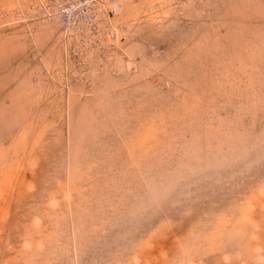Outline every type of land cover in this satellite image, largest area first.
<instances>
[{"label": "rangeland", "instance_id": "obj_1", "mask_svg": "<svg viewBox=\"0 0 264 264\" xmlns=\"http://www.w3.org/2000/svg\"><path fill=\"white\" fill-rule=\"evenodd\" d=\"M120 1L0 0V264H264V0Z\"/></svg>", "mask_w": 264, "mask_h": 264}, {"label": "built area", "instance_id": "obj_2", "mask_svg": "<svg viewBox=\"0 0 264 264\" xmlns=\"http://www.w3.org/2000/svg\"><path fill=\"white\" fill-rule=\"evenodd\" d=\"M42 3H45L44 13L69 30L74 40L81 34H99L102 28L99 19L101 10L106 12L108 18L111 16L113 19L120 15L123 8L120 0H57L50 5L46 0H42ZM126 29V25H110L102 30L111 39H133V35H126Z\"/></svg>", "mask_w": 264, "mask_h": 264}]
</instances>
